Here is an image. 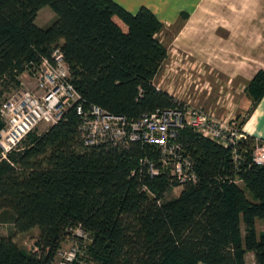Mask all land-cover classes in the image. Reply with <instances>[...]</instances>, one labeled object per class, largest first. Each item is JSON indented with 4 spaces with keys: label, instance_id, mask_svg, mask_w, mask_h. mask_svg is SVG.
<instances>
[{
    "label": "trees",
    "instance_id": "trees-1",
    "mask_svg": "<svg viewBox=\"0 0 264 264\" xmlns=\"http://www.w3.org/2000/svg\"><path fill=\"white\" fill-rule=\"evenodd\" d=\"M45 6L55 19L39 26ZM164 29L149 7L132 13L115 0H0V87L18 88L20 76L59 47L86 106L137 121L176 103L155 83L168 57L159 37ZM246 90L251 113L264 97V70ZM77 126L71 108L43 132H29L22 148L6 157L0 149V224L11 226L0 235V264H51L75 227L90 234L77 256L88 264H247L248 252L264 264V233L257 228L264 167L252 159L255 136L240 141L235 160L230 147L190 127L179 130L176 141L197 173L196 182L180 184L162 169L156 146H85ZM145 156L159 175L141 165ZM174 188L178 194L169 197ZM34 228L32 252L14 238Z\"/></svg>",
    "mask_w": 264,
    "mask_h": 264
},
{
    "label": "built area",
    "instance_id": "built-area-1",
    "mask_svg": "<svg viewBox=\"0 0 264 264\" xmlns=\"http://www.w3.org/2000/svg\"><path fill=\"white\" fill-rule=\"evenodd\" d=\"M26 76L33 79L32 87L18 86L0 101V118L4 123L0 129L2 157L18 149V144L38 124L43 123L48 128L63 119L66 111L72 108L78 117L77 128L85 146L112 143L126 148L132 141L154 145L159 149L162 169L169 170L180 184L197 181L192 161L184 155L183 145L176 141L181 129L190 127L230 147L235 160L240 158L238 144L246 139V133L235 123L219 119L190 102L176 100L172 107L144 114L133 122L99 105L86 106L71 81L69 67L59 47L53 49L50 58L42 57L34 72H26ZM255 142L252 159L264 167V140L256 138ZM140 163L148 167L152 176L161 173L156 162L148 156L142 157ZM69 231L72 245L68 250H57L62 258L59 264H78L81 246L90 240V234L80 227Z\"/></svg>",
    "mask_w": 264,
    "mask_h": 264
},
{
    "label": "crops",
    "instance_id": "crops-1",
    "mask_svg": "<svg viewBox=\"0 0 264 264\" xmlns=\"http://www.w3.org/2000/svg\"><path fill=\"white\" fill-rule=\"evenodd\" d=\"M115 1L132 13L149 7L168 26L188 13L176 40L185 31L186 39H200L203 64L224 77L247 82L246 88L256 73L264 70V0ZM242 132L264 139V97L243 124Z\"/></svg>",
    "mask_w": 264,
    "mask_h": 264
},
{
    "label": "rangeland",
    "instance_id": "rangeland-1",
    "mask_svg": "<svg viewBox=\"0 0 264 264\" xmlns=\"http://www.w3.org/2000/svg\"><path fill=\"white\" fill-rule=\"evenodd\" d=\"M188 17L183 18L181 16L178 23L171 26L164 23L165 29L159 37L168 48V57L156 76L155 83L157 87L172 94L175 100L190 102L193 105L200 106L210 114L217 115L219 119L235 123L237 128H239L241 120L244 117H249L252 113H250L252 99L246 90L247 82L242 84L237 78L224 77L218 70L211 69V67L209 69L208 65H204L201 53L203 45L200 39L192 41L186 39L187 33L185 31V34L183 33L179 40H176ZM54 19L55 13L48 6H45L38 11L35 23L39 26H47ZM33 84V79L27 77L26 72L20 76L19 86L32 87ZM13 90L10 87L5 89L0 87V101ZM44 130H46V126L40 123L32 132L39 134ZM26 136L18 144V148H22L26 144ZM178 190L174 188L173 191L168 193L169 197L176 196L179 192ZM10 227L7 223L0 224V235H8ZM257 228L259 234L264 233V218L258 220ZM38 233L39 230L34 228L29 232L16 234L14 239L20 247L33 252L37 251L35 239ZM71 245L72 241L68 236L62 241L59 249L61 251L68 250ZM85 245L83 243L82 246ZM82 252L83 249L80 254L81 257L84 255ZM61 259L58 251H56L51 264H59ZM83 259L79 260L78 258L80 261L78 264H83ZM246 261L247 264H256L255 256L252 252L247 253Z\"/></svg>",
    "mask_w": 264,
    "mask_h": 264
}]
</instances>
